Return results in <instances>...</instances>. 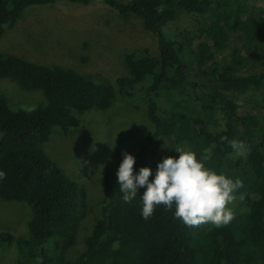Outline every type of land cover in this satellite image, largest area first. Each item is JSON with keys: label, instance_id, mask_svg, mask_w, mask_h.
<instances>
[{"label": "trees", "instance_id": "trees-1", "mask_svg": "<svg viewBox=\"0 0 264 264\" xmlns=\"http://www.w3.org/2000/svg\"><path fill=\"white\" fill-rule=\"evenodd\" d=\"M93 1L0 0V38L30 6ZM101 1L124 18H140L158 51L143 48L123 54L129 76L119 78L121 83L151 78L147 96L153 129L137 150L118 149L119 160L130 152L136 157L134 172L150 166L154 174L165 157L159 139L170 138L174 147L194 151L206 167L239 178L243 186L236 193L245 191L244 209L220 227L185 226L162 205L145 220L139 196L144 190L125 203L116 170L107 168L100 177L104 196L93 228L84 248L69 258L68 247L87 209V193L42 144L54 128L75 130L80 125L77 112L109 106L111 84L69 66L37 63L0 49V78L28 91L41 90L44 96L31 108H14L0 93V171L5 173L0 198L23 201L31 210L29 237L0 230V247L14 246L10 264H264V106L255 98L260 93L264 99V51L260 70L247 73L244 52L226 44L238 34L256 38L264 50V0ZM183 12L200 25L210 22L203 30L205 43H197V29L179 34L169 30ZM171 91L193 99L201 118L214 129L183 109L162 104L161 95Z\"/></svg>", "mask_w": 264, "mask_h": 264}, {"label": "rangeland", "instance_id": "rangeland-1", "mask_svg": "<svg viewBox=\"0 0 264 264\" xmlns=\"http://www.w3.org/2000/svg\"><path fill=\"white\" fill-rule=\"evenodd\" d=\"M209 23L200 25L192 14L183 12L169 25V30L179 34L180 31L191 33V30L197 29L199 44L205 40L203 30L209 28ZM228 40L227 48L237 47L247 57L243 71L258 72L264 51L262 43L256 38L238 34H232ZM203 47L206 48V45L203 44ZM143 48L153 54L158 52L155 37L144 28L141 19L135 16L124 18L101 0L88 5L61 2L30 6L15 25L6 26L0 38V49L5 52L37 63L69 66L80 73L101 77L102 81L111 84L113 97L109 106L77 112L80 125L75 130L64 133L54 128L42 144L46 153L66 174L84 186L87 193V209L77 225L75 241L68 247L69 258L75 257L84 248L99 213L104 196L100 177L104 170H117L121 162L117 157L118 149L137 150L147 132L153 129L148 117L150 76L133 84L119 81V78L129 76L123 54ZM0 93L14 108H31L44 101L41 90H25L9 78H0ZM161 98L165 106L183 109L196 122L214 129L212 122L201 118L193 99L175 91L164 92ZM255 98L257 104L264 106L262 94L255 93ZM164 144L169 148L163 147ZM170 147H174L172 139H159L161 154L176 156ZM235 197L229 205L233 215L243 211L245 191L240 190ZM30 216L27 203L0 198V230L29 237L27 222ZM200 226L208 228L211 224L202 223ZM14 252L11 244L0 247V264L12 263Z\"/></svg>", "mask_w": 264, "mask_h": 264}, {"label": "clouds", "instance_id": "clouds-1", "mask_svg": "<svg viewBox=\"0 0 264 264\" xmlns=\"http://www.w3.org/2000/svg\"><path fill=\"white\" fill-rule=\"evenodd\" d=\"M231 144L233 148L238 147L236 141ZM163 147L169 148L166 144ZM170 148L178 155L162 158L154 174L150 166H141L134 172L136 157L125 151L116 170L120 198L129 203L137 197L138 189L143 188L139 194L140 215L145 220L162 205L165 211L172 212L174 219L188 227L202 223L220 227L230 223L233 212L229 205L236 198L237 189L243 186L242 181L206 167L192 150L180 146ZM4 176L0 171V180Z\"/></svg>", "mask_w": 264, "mask_h": 264}]
</instances>
